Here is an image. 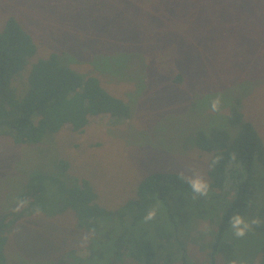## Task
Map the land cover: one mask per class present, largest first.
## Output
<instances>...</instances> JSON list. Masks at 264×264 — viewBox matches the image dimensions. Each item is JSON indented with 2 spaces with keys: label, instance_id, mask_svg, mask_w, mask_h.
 <instances>
[{
  "label": "rangeland",
  "instance_id": "374dc122",
  "mask_svg": "<svg viewBox=\"0 0 264 264\" xmlns=\"http://www.w3.org/2000/svg\"><path fill=\"white\" fill-rule=\"evenodd\" d=\"M11 15L38 44L30 59L59 53L78 71L98 76L108 91L131 102L134 112L119 121L94 116L84 132L63 129L40 143L18 144L1 135L0 212L11 208L31 173L54 171L60 158L69 161V175L88 178L100 202L111 209L134 197L140 180L154 170L187 174L195 167L209 181L212 153L199 150L193 136L200 127L224 123L236 97L264 139V0H0V29ZM27 76L25 70L13 77L12 86L23 90ZM218 95L220 111L214 112L211 102ZM261 179L257 203L264 193ZM229 190V185L209 190L195 200L183 194V206L193 217L206 213L187 235L188 223L180 225L177 213L170 220L165 211L147 221L146 234L145 220L133 226L130 218L127 234L150 241L165 256L181 257L170 237L186 240L188 264H261L264 234L255 225L240 238L230 227L225 239L234 242V258L228 262L217 254L211 260L216 226L231 203ZM39 210L6 231L9 264H122L97 258L95 250L109 247L93 243L105 240L104 232L79 228L73 210ZM242 216L249 222L255 217ZM84 234L89 239L82 245Z\"/></svg>",
  "mask_w": 264,
  "mask_h": 264
},
{
  "label": "trees",
  "instance_id": "16d2710c",
  "mask_svg": "<svg viewBox=\"0 0 264 264\" xmlns=\"http://www.w3.org/2000/svg\"><path fill=\"white\" fill-rule=\"evenodd\" d=\"M37 49V42L21 20L14 15L7 17L0 29V136H9L18 144L40 143L63 129L82 133L94 116L109 115L118 121L132 116V103L108 91L98 76L78 71L55 51L37 60L30 59ZM25 70H28L27 85L19 90L12 86V78ZM241 103V98L236 97L227 118L224 116V123L200 127L193 136L199 150L212 153L211 158L218 154L223 157L208 171L210 190L221 191L228 185L230 188L227 194L231 197L230 206L219 219L211 241L212 261L217 254H223L228 262L234 258V242L225 239L231 227L229 218L234 213H254L261 220L255 227L264 234V193L262 201L257 203L256 189L257 180L262 177L264 191V139L253 122L245 118ZM226 120L231 127L227 126ZM232 153L236 154L235 160ZM57 166L54 171L40 169L31 173L25 190L11 208L0 212V264H9L5 252L6 231L36 208L55 213L71 209L79 228L91 230L94 235L103 231L101 234L106 239L93 243L96 247L105 244L109 247L106 251L103 247L94 251L98 259L108 256L122 264L127 259L131 264H173L178 259L181 264H188L186 240L178 242L174 235L170 237L171 246L181 253V257L173 256L175 252L165 256L163 252L158 255L150 241L142 242L127 234L128 220L133 219V226H136L152 209L156 210L154 219H159L160 213L165 211L167 218L174 221L173 215L177 213L180 225L188 223L186 235L195 225L196 218L206 217L203 211L194 212L193 217L190 210L184 208L183 194L192 195V192L179 178L180 171H151L138 183L134 197L111 209L100 202L88 178L69 175L67 159H58ZM19 199H27L29 203L19 212H13ZM172 202H175L174 206ZM112 220L115 223L111 226ZM144 225H148L144 233H149L150 223ZM165 242L170 243L166 238ZM262 251L260 263L264 264V246Z\"/></svg>",
  "mask_w": 264,
  "mask_h": 264
},
{
  "label": "clouds",
  "instance_id": "9594fccd",
  "mask_svg": "<svg viewBox=\"0 0 264 264\" xmlns=\"http://www.w3.org/2000/svg\"><path fill=\"white\" fill-rule=\"evenodd\" d=\"M220 105H221V97L218 95L216 96L212 102H211V109L214 112L220 111ZM222 155L218 154L211 158L210 161H208V168L213 169L216 167V165L220 162L222 159ZM236 154L232 153V159L235 160ZM179 178L187 183L189 186L191 192H192V199L195 200L198 197H206L210 190V182L205 178V175L199 171L195 167H191L189 172L186 174L185 171H180L178 173ZM29 201L27 199H19L16 203V207L12 209L13 212H19L22 208L26 207L28 205ZM36 214H39V208H36L35 210ZM156 216V210L152 209L148 211L147 215L144 217L145 222L150 221L154 219ZM261 223V220L259 217H253L251 221L245 219L244 216H242L239 212L234 213L229 218V224L231 226V229L234 233V235L238 238L244 237L249 231L252 230V227L254 225H259ZM89 239L88 234H84L81 237V244L84 245L87 243ZM232 264H236L235 261L232 262Z\"/></svg>",
  "mask_w": 264,
  "mask_h": 264
}]
</instances>
